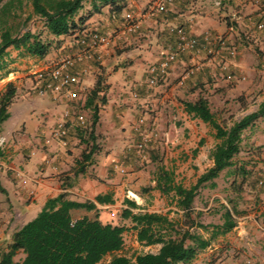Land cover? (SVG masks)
I'll return each instance as SVG.
<instances>
[{"label": "crops", "instance_id": "1", "mask_svg": "<svg viewBox=\"0 0 264 264\" xmlns=\"http://www.w3.org/2000/svg\"><path fill=\"white\" fill-rule=\"evenodd\" d=\"M152 1L123 0L125 8L117 17H114L109 8H106L108 9L106 12L101 10L97 15L98 19L94 16L90 17L80 29L70 34L74 40L70 43V48L65 50L67 54L65 57L78 54L79 50L73 48V45L76 44L83 30L96 29L109 38L107 45L93 52L92 65L85 67L78 65L76 68L77 71L82 72V84L77 92L78 97L84 89L85 96L87 95L94 87L98 75L103 76L107 85L106 103L99 110L95 134L100 133L104 137H109L114 133L119 135L120 132L122 135L121 131L130 118H136L139 122L142 113L146 112L147 115L154 111L156 105H164L168 109H172L173 106L181 107L180 136L190 133L198 135L201 132L193 128L192 122L202 125L204 123L191 119L184 112L181 102L185 100L177 103L179 95L192 96L193 101L199 97L206 98L210 109L213 99L217 100L221 106L244 103L240 119L256 112L258 106L264 101V55L258 52V49L264 48V29H259L260 24L264 25V0H181L174 2L162 13L150 14ZM128 12H132L139 21V29L134 33L126 32L123 27L122 17ZM175 27L183 28L188 36L196 38L200 45L193 52L176 56L174 62L170 64L163 84L157 88L148 86L147 68L158 64L175 51L176 35L173 32ZM63 37L56 39H63ZM206 37L222 40L225 48L209 45L205 41ZM210 48L213 50L212 54H208ZM226 48L235 50V56H230ZM17 56L19 57L17 51L13 54L8 53V58ZM33 61L41 60L33 57L23 60L17 58L12 67L4 69L0 75L4 76L12 69L19 77L25 76L28 74L25 71L29 69L27 64ZM191 68L194 70L191 76L185 80L183 77L179 78L184 71ZM4 90L5 88H1V92ZM32 94L36 95V91H32ZM35 98L40 110L38 112L42 115L38 114L34 118L28 115L29 113L25 114L26 111L23 112L18 107L14 97L8 109L9 117L4 122L11 120L12 123L5 130L3 123L0 129V167H2L0 185L6 191V195H3L4 199H8V203L0 204V211L4 210L5 212L2 213L8 214L10 218L17 215L23 220L12 234L33 219L47 199L62 192H66L71 200L78 202L94 201L97 195L108 194L115 203L117 198L113 193L118 189L110 187L114 179L113 171L118 164L122 166V159L127 156L131 148L127 147L110 153L99 146L100 150L93 156L86 172L75 177V159L84 146L79 145L76 148L78 140L75 137H70L68 146L65 148L53 143L54 140L50 139L51 128L61 121L66 113L67 100H62L64 109V106L57 104L58 100L54 101L50 96L36 95ZM85 111L89 110L85 109ZM165 115H169L168 118H170L169 111ZM30 118L37 120L35 126L29 127V129L36 128V132L27 129L23 137L30 140L29 143L24 141L20 144L16 143L21 130L20 126ZM66 121L72 123L68 126L72 136L74 118L69 115ZM257 121L264 123V118H259ZM257 121L242 132L240 152L242 149L253 151L254 147L264 149V132L260 131L258 135L255 131ZM29 135L38 138L31 140ZM202 137L203 135L199 134L198 144L200 140L204 141ZM118 143L120 142H115V144ZM198 144L194 148V150L197 149L196 153H199V150H205L201 148L204 143L201 146ZM210 148V146L207 147L208 156ZM245 155V159H233L232 166L235 171L239 166L253 170V172H247L248 175L246 174L243 178L238 176L244 181L245 196L228 200L230 206L224 200L218 201L222 209L221 215L224 212V206L231 209L232 205H235L237 212L232 214L236 222L235 226L198 253L190 264H264V208L260 205L261 199L264 198V187L261 188L257 184L260 175L264 177L262 169L264 156L262 154L254 156L251 152ZM23 156L26 159H22ZM11 158L13 160L9 161ZM138 159L139 157L126 168H136ZM208 159V166L211 167V157L209 156ZM236 161L239 163L236 164ZM93 167L104 171L103 176L98 175L102 183L89 177ZM258 167L260 169L256 170ZM6 172L11 179L16 180L12 182L5 174ZM152 184L154 185V182ZM3 196L0 193V201ZM236 201L245 207L244 211L238 210ZM114 203L97 205L98 216L101 209L114 206ZM121 207L124 208V205ZM176 211L180 214L182 224V212L177 209ZM87 215L91 217L92 213ZM193 229L190 230L193 231ZM196 230L200 231L197 234L204 239L209 237V233L198 228Z\"/></svg>", "mask_w": 264, "mask_h": 264}, {"label": "trees", "instance_id": "2", "mask_svg": "<svg viewBox=\"0 0 264 264\" xmlns=\"http://www.w3.org/2000/svg\"><path fill=\"white\" fill-rule=\"evenodd\" d=\"M2 1L0 0V72L7 65L9 49L17 51L20 55L42 60L49 55L52 48V40L49 37L69 36L80 29L92 13H99L102 8H109L114 17H117L125 8L123 0H29L33 14L43 21V28L47 35L43 39L41 33L22 31L25 24H15V10L10 7V1L6 3ZM84 2L90 5L91 13L87 16H79L75 20ZM27 20L28 18L25 19ZM173 32L176 35L174 30ZM95 33L101 36L106 35L98 30ZM87 36L88 34L82 31L76 40L77 46L73 45V48L82 50L81 40L88 41ZM176 53L175 45V51L171 54ZM181 54L184 53H178L176 56ZM93 60L92 52L89 60L78 61L73 70L77 71L78 65L82 67L92 65ZM106 90L107 85L103 77L99 75L83 102V108L91 113L90 123H85L84 126H73L72 136L68 127L65 138L67 146L70 137H75L78 143L84 146L75 159V177L86 172L93 156L100 150L95 127L100 107L106 103ZM14 95L15 87L8 83L5 91L0 94V129L9 117L8 109ZM181 103L184 112L191 119L201 121L214 131L217 143L210 153L212 166L189 188L177 184L173 171L161 165L156 154L152 152L149 154V160L156 164L152 180L154 186L143 188L142 191L147 193L157 190L162 196L170 197L177 210L182 212V224L160 214L135 212L134 210L140 209L139 205L128 198L123 199L124 208L121 209V219L130 223L131 229L136 233V240L141 245L159 246L156 253H138L132 259L115 255L123 247V234L127 227L103 223L97 212V205L114 203L111 196L97 195L94 201L78 202L71 200L66 192H62L47 199L40 212L12 234L6 250L0 254V264H14V257L18 253L23 255L19 264H100L107 256H111V259L106 264H190L198 253L228 233L236 223L232 216L237 212L235 205L233 204L231 209L223 207L221 224L204 225L191 218L194 199L199 189L203 187L214 189L215 180L220 173L233 166V159L240 152L242 132L259 118H264V101L258 106L256 112L233 122L228 128L217 122L206 98L199 97L194 101ZM143 139L136 133L135 146L129 148L127 156L122 159L123 166L127 167L133 164V160L140 158L138 154L147 148V140ZM202 144L203 141L200 140L198 145ZM138 145L142 146L141 150L138 149ZM150 149V151L153 150V148ZM196 151L197 149L193 152L196 153ZM246 174L245 168L240 166L234 173L242 178ZM262 178L264 180V177ZM0 193L6 194L1 185ZM79 213L82 215L76 217ZM90 213H92L91 217L87 215ZM191 228L202 229L205 233H209V237L204 239L191 231Z\"/></svg>", "mask_w": 264, "mask_h": 264}, {"label": "rangeland", "instance_id": "3", "mask_svg": "<svg viewBox=\"0 0 264 264\" xmlns=\"http://www.w3.org/2000/svg\"><path fill=\"white\" fill-rule=\"evenodd\" d=\"M8 1H10L11 3L10 7L15 10L14 11L15 14L14 17L16 18L15 24L17 25H21L23 23L25 24L22 27V31L29 30L33 33H41L43 39L47 37L46 32L43 28V23H42L43 21L39 17L33 14L29 0H3L2 3H6ZM20 1H21V5H20ZM101 10L102 11L104 10L106 12L108 9L102 8ZM90 13H91L90 5L87 2H84L83 8L78 12L75 20L79 16H87ZM99 13H92L91 17L94 16L95 19H98L97 15ZM27 18L28 20L25 21V19ZM94 31L97 30L96 29L83 30V32L86 34H89ZM49 38L52 40V48L49 55L40 62L33 61L30 64L28 63L27 67H29V69L25 71V73L28 72L27 75L19 77L16 71L12 69H10L9 72L6 73V75L4 76L0 75V81H3V83H0V94L2 93L1 88H6L5 85H7L8 83L13 84V86L15 87V92L17 91L14 97H15V101L17 100L16 103L18 107L21 108L23 112L26 111L25 114L29 113L28 115H31L34 118H36L38 114L42 115V113L38 112L40 110L37 104V99L35 98L36 95L38 97L48 96V95L41 96L38 95L37 93L36 95L32 94V91H34L37 85L35 74L39 70H46L48 68H51L59 60L66 58L65 56L67 54L65 53V50L70 48V43L74 40V37H72V35L64 36L63 39H59V40L52 37ZM258 52L264 55V48L260 50L258 49ZM8 53L13 54L14 50L9 49ZM27 57L29 56H23L20 54L19 57L17 56L16 58L14 57L8 58L7 56L6 58L7 65L5 69L8 67L11 68L12 67L11 65L15 63L14 62L15 59L18 58L19 60L20 59L23 60L24 58ZM154 65L156 64L149 66L147 68V71L149 70L150 67ZM185 73L186 71H184V73L181 74L179 78L181 79ZM166 78L167 75L156 85L151 87L157 88L158 86L164 83ZM84 96H85V89L80 93V96L77 97L75 101L66 102L67 104L66 112L68 113V117L70 115L74 118V123H75V125H73L74 127L79 126L76 121L77 117L79 116L84 117L86 124L90 123L91 113L89 111H85V109L83 108ZM179 96L180 97H177V103H180L181 100L193 101L192 96H188V97H181V95ZM56 102L58 105L62 107L64 106V102H62V100L58 99V101ZM63 108L65 109V106ZM67 108L69 110H67ZM171 108L172 109H168L165 108L164 105H160V106L156 105L154 111H151V113H148L147 115L145 114L146 112L142 113L139 122H137L138 119L136 120V118L135 119L130 118L128 124H126V126L121 131L122 135L120 134V132L119 135H117V133H114L109 137H104L100 133L97 134V139H98L97 142H99L98 144L99 146H101V149H104L110 153L111 151L117 152L118 150L121 151L124 150V148L127 147L132 148L133 146H135V142H136L134 136L135 133L140 134V137H143L147 140L146 143L147 148H144V152L138 154L140 158L138 159L139 162L136 168L127 169L123 165L118 166L119 165L118 164L115 171H113L114 179L112 180L113 183L112 185L110 184V187H114V189H118L117 192L113 193L116 195L117 199L114 203V206L101 209L99 213L100 219L103 223H110L112 225H124L127 227V230L123 234V240H124L123 247L119 252L115 253V255H121L132 259L138 253H145V252L156 253L159 248V246L146 247L141 245L136 240V233L131 229L130 223L128 221H123L121 219L120 213L124 198H128L129 200H132L137 205H139L140 209L134 210L135 212L156 213L163 216H167L169 219H171V221L180 223V214L176 211L177 208L175 207L174 203L171 202L170 197L162 196L157 190H151L150 192L147 193L142 191L143 188H146L148 186L151 187L154 186L152 184V180H153V172L155 171L156 164L153 163V161L151 162L149 160L150 152L157 155V158L160 161L161 165H163L168 170L173 171L175 182L177 184L182 185L185 188H189L190 186H192L195 183L197 176H199L202 172H205L210 167L208 166V160H209L208 158L210 155L208 156L207 147L209 146L211 147L209 150L211 153V151L215 146V143H217V141L214 138V131L208 125L205 124L202 125L201 123L192 122L193 128L196 129L197 132H201L199 134L203 135L202 139L204 140L203 141L204 144L201 148H205V150L204 149L199 150V153H194L193 150L198 144L197 139L199 137V134L194 135L190 133L189 135H185L183 137L180 136V132H181L180 124L182 123V121L179 119V116L181 113L180 111L181 107L173 106ZM211 109L215 115L217 122L221 124V126L228 128L229 126L232 125L233 122L240 119L241 114L243 113L242 109H244V103H241L240 105L230 104L229 106H221L218 104L217 100L213 99L211 102ZM168 111L170 112V118H168L169 115L164 116V114ZM30 119L25 121V123H23V125L20 126L21 130L19 131V136H18L19 138L16 143L20 144L23 141L29 143L30 140H27L26 138L24 139L23 137L24 136L23 133L26 132L27 129L34 130V132H36V128L29 129V127L31 125L35 126L37 120L35 119L33 120L32 118ZM11 123H12L11 120L4 123L3 129L4 130L7 129ZM57 124L58 122L56 123L55 126L51 128L50 139H53L52 134L53 131L56 129ZM263 124L264 123L262 121H257L256 124L257 127L255 131L258 132V135H260V131L264 132ZM70 125H72V123H68V126ZM29 138L31 140H34L38 137L37 136L32 137L29 135ZM115 142H120V143H118L119 144L118 145L115 144ZM53 143L59 145L58 141H56L55 139ZM79 145L80 144L77 143L76 148H78ZM59 146L62 147L61 145ZM150 148H153V150L150 151L151 150ZM261 148L262 147H254L253 151L252 149L251 150L242 149L241 152H239V154L234 157V159L236 160L237 158L245 159L246 156L245 154L248 152H251L252 155L254 154V156L260 154L263 155L264 149ZM142 155H145V157H142ZM22 159H26V157L23 156ZM12 160L13 159L11 158L9 161ZM238 163L239 162L236 161V164ZM251 166L256 167L257 165H251ZM0 168H1L0 169V173H1L2 167ZM259 169L260 167H258L256 170ZM245 170H247V172L250 171L253 172V170L250 169L249 170L245 169ZM235 172H236L235 168L231 167L223 171L221 175L215 180L216 187L214 189L203 187L198 190L193 203V211L191 213L192 219L204 225L219 224L222 221L221 218L222 209L220 208L221 205L218 201L224 200V202L230 206V204L227 202L228 200L230 201L240 197L243 198L245 196L244 181L241 179V177H238V175H234ZM5 174L8 175V178L12 182L16 180L13 177H12L13 179H11L9 177V173L6 172ZM98 175L103 176L104 171H101V169L99 170L95 169L93 167V169H91L90 171L89 177L94 179L98 183H102L100 181V178H98ZM104 179L107 180V178ZM14 184L16 185V183ZM3 195L4 194H2V196ZM4 196L1 197L2 199L0 201V204L8 203V199H4L5 198ZM237 207L239 211L240 210L244 211L245 207L242 204H240V202L238 203ZM2 212L5 211L4 210L0 211V254L6 250L7 245L11 240L13 230L16 229L23 221L17 215L16 216L14 215L10 218L8 217L9 216L8 214H4ZM81 215L82 214H78L76 217H80ZM15 224L16 226H14ZM196 229L197 228L193 229L195 233L200 232ZM22 257L23 255L21 253H18L14 257V264H19ZM110 259L111 256H107L100 264H106Z\"/></svg>", "mask_w": 264, "mask_h": 264}, {"label": "built area", "instance_id": "4", "mask_svg": "<svg viewBox=\"0 0 264 264\" xmlns=\"http://www.w3.org/2000/svg\"><path fill=\"white\" fill-rule=\"evenodd\" d=\"M176 1L181 0H153L150 14H158L167 10V7L174 4ZM261 1V0H257ZM123 27L128 33H134L139 29V21L135 18L132 12H128L123 16ZM259 29H264V25L260 24ZM173 30L176 32L177 42L176 51L178 53L193 52L199 46V41L196 38L188 36L186 31L181 27H175ZM88 41L81 40L82 50L78 52L76 56L66 57L59 60L55 65L46 70H39L36 75V87L35 91L38 95H48L53 100H67L73 101L78 97V93L82 84V72L74 71L73 68L78 61L89 60L91 53L97 48L108 44L109 38L107 35H98L91 32L88 34ZM205 41L209 45H217L225 48L224 42L220 39H211L206 37ZM227 49V48H226ZM230 56L234 57L236 51L233 49H227ZM213 50L210 48L208 54H212ZM176 54H169L161 62L152 66L147 71V85L154 86L163 78L166 77L170 64L174 61ZM194 73L193 68L188 69L183 76L185 80ZM68 113L66 112L61 121L58 122L56 129L53 131L52 138L58 141L62 147L67 146L65 140L68 132V126L66 119ZM77 123L80 126H84L86 121L83 116L77 117ZM143 140H146L145 138ZM49 143V142H47ZM142 146L138 145V149L141 150ZM264 156V152H263ZM264 170V168H262ZM262 173V170H260ZM262 175V174H261ZM260 175V179L257 181L259 187L263 188L264 180ZM260 205L264 208V198L261 199Z\"/></svg>", "mask_w": 264, "mask_h": 264}]
</instances>
